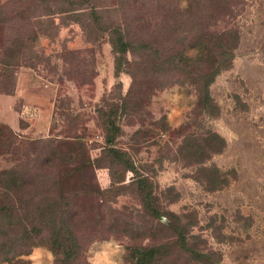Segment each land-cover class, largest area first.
Listing matches in <instances>:
<instances>
[{
    "label": "rangeland",
    "instance_id": "1",
    "mask_svg": "<svg viewBox=\"0 0 264 264\" xmlns=\"http://www.w3.org/2000/svg\"><path fill=\"white\" fill-rule=\"evenodd\" d=\"M205 5L218 11L208 30L238 32L230 66L209 86L216 115L199 110L194 83L175 72L155 75L149 56L152 47L162 58L181 49L194 56L188 41ZM115 27L152 47L133 48L124 60L110 43ZM3 60L12 67L10 82L0 83L8 135L0 169L18 167L29 175L22 189L41 197L58 174L81 167L60 184L79 244L73 264H131V248L149 244H163V264H195L167 228L166 211L182 216L190 244L214 252V264H264V0H0V69ZM207 130L225 145L206 164L234 169L215 190L183 156L185 138ZM110 146L136 173L110 168ZM137 173L152 183L159 219L142 205ZM22 259L57 264L45 245Z\"/></svg>",
    "mask_w": 264,
    "mask_h": 264
},
{
    "label": "trees",
    "instance_id": "2",
    "mask_svg": "<svg viewBox=\"0 0 264 264\" xmlns=\"http://www.w3.org/2000/svg\"><path fill=\"white\" fill-rule=\"evenodd\" d=\"M53 2L72 3L73 0H53ZM216 6L212 9L209 5H205L196 14L199 23L196 32L188 41V47L195 50L194 56L185 54L184 49H181L179 52L167 53L162 58L161 51L157 47H152L147 42H141L136 46V43H132L117 27L109 30L110 43L124 60H126L125 54L132 52L133 48L145 52L152 47L153 52L149 53L151 54L149 56H152L154 61L153 73L157 75V73L175 72L174 74L182 78V82L189 80L188 82L194 83L199 110L216 115L219 113V108L210 95L209 86L220 70L230 66L233 48L238 38V32L234 27H228L221 32L208 30L207 24L212 23L211 20L217 17ZM207 7L210 8V12ZM203 9L205 13L202 12ZM74 18H77V14ZM11 67L10 62L2 61L0 83L10 82ZM6 90L8 89H4ZM108 121L110 120H107L108 126L119 129L114 124L110 125ZM4 136L8 135L0 124V141H3ZM112 141V135H108L106 142L111 144ZM224 145V138L212 130H207L205 137H186L183 143L184 161L199 164L197 178L202 180L207 189H219L233 177L230 172H234V169L222 170L212 163L206 164L210 155L221 151ZM108 152L111 156L110 168L115 163L123 165L125 170L134 171L133 161L125 152L111 146ZM107 167L109 169V166ZM79 170L81 167L71 168L69 172L58 174L59 178L52 182V188L42 192L45 194L38 197L33 190L31 192L22 189L23 185L25 188L28 185L26 176L29 175L25 176L18 167L0 169V264H28L27 260L22 259V255L28 254L31 247L38 245L47 246L54 254L57 264L74 263L79 254V244L73 229L69 199L61 193L60 184L63 183L61 181L75 176ZM108 174L112 176L111 172ZM136 181L139 184L140 199L147 214L159 219L162 213L149 178L137 173ZM92 190L94 195L101 194L98 187ZM25 192L28 196L24 195ZM34 198L39 199V202H34ZM166 212L171 215V220L166 223V226L175 232L178 248L195 264H214V252H206L190 244L187 226L182 221V216L170 211ZM163 247V244L135 245L130 250V262L131 264H163L165 259L161 250Z\"/></svg>",
    "mask_w": 264,
    "mask_h": 264
}]
</instances>
